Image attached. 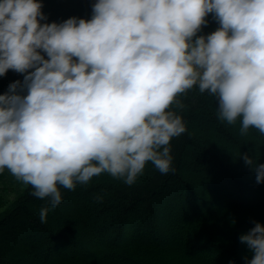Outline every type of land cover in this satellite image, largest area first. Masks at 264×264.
I'll return each instance as SVG.
<instances>
[{
  "label": "clouds",
  "instance_id": "clouds-1",
  "mask_svg": "<svg viewBox=\"0 0 264 264\" xmlns=\"http://www.w3.org/2000/svg\"><path fill=\"white\" fill-rule=\"evenodd\" d=\"M42 8L0 0V77L23 74L0 95V173L47 201L41 223L61 187L101 174L132 186L149 162L175 173L171 141L187 132L179 112L194 87L221 123L264 136V0H96L90 19L43 24ZM209 14L218 27L198 35ZM259 155H242L257 184ZM239 239L245 264H264V224Z\"/></svg>",
  "mask_w": 264,
  "mask_h": 264
},
{
  "label": "trees",
  "instance_id": "trees-1",
  "mask_svg": "<svg viewBox=\"0 0 264 264\" xmlns=\"http://www.w3.org/2000/svg\"><path fill=\"white\" fill-rule=\"evenodd\" d=\"M96 0H42L46 21L91 18ZM198 35L215 31L211 14ZM47 58V57H45ZM23 74L0 77V95ZM180 111L187 132L171 141L175 173L161 174L149 162L134 185L108 174L75 191L61 187L62 203L47 201L28 185L0 213V264H245L252 253L240 236L264 224V183L246 166L247 153L264 164V136L239 135L216 116L217 102L193 88ZM241 154V156H239ZM100 195L102 202L94 197ZM168 255V256H167Z\"/></svg>",
  "mask_w": 264,
  "mask_h": 264
},
{
  "label": "rangeland",
  "instance_id": "rangeland-1",
  "mask_svg": "<svg viewBox=\"0 0 264 264\" xmlns=\"http://www.w3.org/2000/svg\"><path fill=\"white\" fill-rule=\"evenodd\" d=\"M217 27L218 24L216 23L215 29ZM25 188H28V185L17 181L7 170L0 173V213L13 204Z\"/></svg>",
  "mask_w": 264,
  "mask_h": 264
}]
</instances>
